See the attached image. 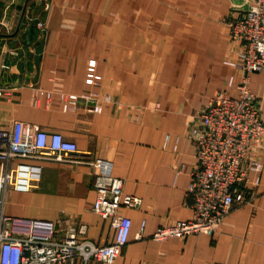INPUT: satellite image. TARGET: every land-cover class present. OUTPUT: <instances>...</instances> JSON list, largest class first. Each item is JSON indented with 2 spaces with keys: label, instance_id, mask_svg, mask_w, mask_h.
<instances>
[{
  "label": "crops",
  "instance_id": "obj_1",
  "mask_svg": "<svg viewBox=\"0 0 264 264\" xmlns=\"http://www.w3.org/2000/svg\"><path fill=\"white\" fill-rule=\"evenodd\" d=\"M249 3L0 0V57L11 64L0 81L16 86L0 101V125L22 119L63 133L81 152L112 160L125 191L143 199L128 210L130 241L113 264H264V167L251 175L252 200L237 204L213 236L152 237L161 225L193 216L189 120L218 91H236L242 69L227 60L239 59V46L224 19ZM34 86L53 96L35 106ZM251 87L264 114V71L252 74ZM72 93L78 104L66 110L61 96ZM38 161L41 181L28 191L9 187L4 212L54 220L63 234L85 225L89 239L113 242L110 221L93 210L92 167Z\"/></svg>",
  "mask_w": 264,
  "mask_h": 264
},
{
  "label": "built area",
  "instance_id": "obj_2",
  "mask_svg": "<svg viewBox=\"0 0 264 264\" xmlns=\"http://www.w3.org/2000/svg\"><path fill=\"white\" fill-rule=\"evenodd\" d=\"M224 20L230 38L239 46V59L227 61L239 66L242 73L234 93L218 91L190 117L187 135L195 143L196 162L187 194L193 216L161 225L152 234L159 241L216 234L237 204L252 200L251 175L264 167V114L251 87L252 74L264 71V0H250L237 16ZM4 68L10 69L11 64L0 57V71ZM15 89L0 81V101ZM52 96L42 86L33 87L35 106ZM61 99L67 110L78 104L79 95L64 94ZM42 159L92 167L96 187L93 210L110 221L113 242L100 244L89 239L84 235L85 225L63 234L54 220L4 212V193L9 187L28 191L41 181L43 165L38 160ZM113 166L109 158L81 152L75 141L38 123L15 119L11 126L0 125V264H63L78 258L84 264L115 263L131 237L133 220L128 210L140 207L143 199L125 191L124 179L114 173ZM145 225L144 221L140 237Z\"/></svg>",
  "mask_w": 264,
  "mask_h": 264
}]
</instances>
